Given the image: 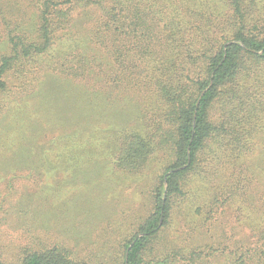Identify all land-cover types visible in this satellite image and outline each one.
Listing matches in <instances>:
<instances>
[{"label":"trees","instance_id":"16d2710c","mask_svg":"<svg viewBox=\"0 0 264 264\" xmlns=\"http://www.w3.org/2000/svg\"><path fill=\"white\" fill-rule=\"evenodd\" d=\"M17 7L18 16L1 15L0 22L7 29L0 42V115L11 118L13 100L26 112L9 159L24 171L41 169L43 154L28 136L38 142L46 131L34 128L28 109L49 98L50 78L76 87L99 118L118 103L121 117L110 121L117 167L140 174L156 154L168 161L152 189V213L115 263L145 264L171 219L173 199L200 167L209 162L223 185L248 170L264 138V0H19ZM136 119L140 125H130ZM33 238L18 264H92L77 262L62 238ZM99 243L93 245L104 253L108 242ZM4 251L0 245V264H9Z\"/></svg>","mask_w":264,"mask_h":264},{"label":"rangeland","instance_id":"374dc122","mask_svg":"<svg viewBox=\"0 0 264 264\" xmlns=\"http://www.w3.org/2000/svg\"><path fill=\"white\" fill-rule=\"evenodd\" d=\"M18 1L0 0L1 23V15L18 16ZM25 10L32 13L30 5ZM6 34L0 26V42ZM12 82L20 89V83ZM46 85L49 98L34 100L28 109L34 128L42 125L46 131L38 142L33 133L28 136L43 154L41 169L24 171L9 159L25 132L24 103L13 100L7 122L0 115V245L9 264H18L33 236L47 234L51 241L66 240L77 262L115 264L126 241L152 213V189L168 161L160 153L140 174L119 169L110 124L121 117L119 104L102 110L109 122H99L103 117L93 105L88 108L76 87L51 78ZM131 123L140 125L137 119ZM60 153L67 157L61 160ZM245 166L243 175L222 185L209 171L211 164L204 163L184 193L173 199L171 219L162 226L156 249L146 253L145 264L165 258L166 264H264V138ZM99 238L101 244L108 242L104 253L93 245Z\"/></svg>","mask_w":264,"mask_h":264}]
</instances>
